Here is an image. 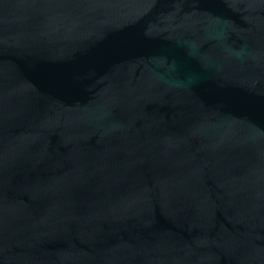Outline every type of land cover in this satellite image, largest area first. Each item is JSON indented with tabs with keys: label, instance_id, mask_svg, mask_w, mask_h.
<instances>
[{
	"label": "water",
	"instance_id": "obj_1",
	"mask_svg": "<svg viewBox=\"0 0 264 264\" xmlns=\"http://www.w3.org/2000/svg\"><path fill=\"white\" fill-rule=\"evenodd\" d=\"M0 264H264V0H0Z\"/></svg>",
	"mask_w": 264,
	"mask_h": 264
}]
</instances>
